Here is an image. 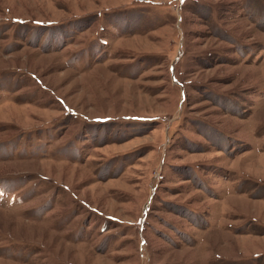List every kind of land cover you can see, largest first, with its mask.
<instances>
[{
  "label": "rangeland",
  "instance_id": "obj_1",
  "mask_svg": "<svg viewBox=\"0 0 264 264\" xmlns=\"http://www.w3.org/2000/svg\"><path fill=\"white\" fill-rule=\"evenodd\" d=\"M0 264H264V0H0Z\"/></svg>",
  "mask_w": 264,
  "mask_h": 264
}]
</instances>
